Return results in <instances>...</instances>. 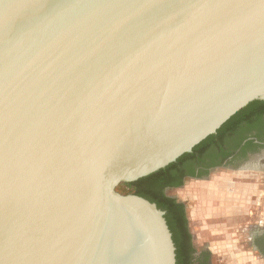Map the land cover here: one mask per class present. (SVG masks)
<instances>
[{"label": "water", "instance_id": "obj_1", "mask_svg": "<svg viewBox=\"0 0 264 264\" xmlns=\"http://www.w3.org/2000/svg\"><path fill=\"white\" fill-rule=\"evenodd\" d=\"M264 102V0H0V264H176L116 191Z\"/></svg>", "mask_w": 264, "mask_h": 264}, {"label": "flooded vegetation", "instance_id": "obj_2", "mask_svg": "<svg viewBox=\"0 0 264 264\" xmlns=\"http://www.w3.org/2000/svg\"><path fill=\"white\" fill-rule=\"evenodd\" d=\"M247 129L250 130V135L241 145H239L238 147H234V143L237 142L239 136L244 134ZM223 142V150L218 149V146H212L210 148L205 149L201 154V158L199 161L196 160L195 162H185L182 165V168H180L182 174L179 171L174 172L172 174V178L176 181L183 175V183L187 180H191L194 181L196 184L206 185L205 183H209L207 177L215 169H227L232 173H235L240 169H244V177L246 176V174H249V178L251 180L255 178V182L259 183L261 188L260 190L256 188L257 191H255V194L252 196L253 202L249 209L250 211L246 213L244 212V215L241 214L242 217H249L250 224H247L244 227L239 225L235 226L232 231L234 232L233 235L235 236V238H233L232 240H239V245L243 247L242 244H244V248L246 246L247 248H250V246H252L255 250V254L263 257L264 259V117L257 121L253 120V122L247 125L241 123L240 126L237 128L235 134L230 138H226ZM253 186H251V184L249 185V183L245 184L244 190L246 192V197L247 195H249L248 192H253L250 190V188H253ZM208 187L203 188L202 195L208 196L211 195L210 193L214 191L213 195L216 196V198H214L215 200H212L211 202H215L218 204V202L221 201V203L227 205L225 207L226 209H231L233 207V201L227 199L226 194L222 192L221 189L209 190ZM231 188L234 189H231L233 192H236V187ZM173 189H176V187L167 186L164 188L163 193L170 198L176 199L178 203L183 204L187 228L190 232L188 220V207H190L191 205L184 201L177 200L176 196L170 195ZM226 209L224 210V217L230 211H226ZM233 210V212H235L236 210H238V208L235 206ZM213 211L219 212L218 210ZM216 215L217 214L215 213V217L218 218V216ZM251 232H255L252 237L250 236L252 235ZM193 239L194 238L192 237V240ZM198 251L208 250L200 249ZM208 252L211 255V264H214L213 256L210 251Z\"/></svg>", "mask_w": 264, "mask_h": 264}, {"label": "trees", "instance_id": "obj_3", "mask_svg": "<svg viewBox=\"0 0 264 264\" xmlns=\"http://www.w3.org/2000/svg\"><path fill=\"white\" fill-rule=\"evenodd\" d=\"M262 117H264V102H251L226 121L214 135L207 137L196 145L191 153L184 154L176 162L147 177L117 187L116 191L118 193L139 196L155 204L159 210L165 213L164 219L175 247L176 264H211V255L208 251H198L194 247L191 232L187 228L183 204L163 193L164 188L167 186L177 188L183 185V175L175 181L172 174L177 171L182 174L180 171L182 165L185 162L199 161L201 154L207 148L218 146V149L223 150V141L233 136L241 123L247 125L253 120H260ZM249 133L250 130L247 129L244 134L239 136L237 142L234 143V147L241 145L250 135Z\"/></svg>", "mask_w": 264, "mask_h": 264}, {"label": "rangeland", "instance_id": "obj_4", "mask_svg": "<svg viewBox=\"0 0 264 264\" xmlns=\"http://www.w3.org/2000/svg\"><path fill=\"white\" fill-rule=\"evenodd\" d=\"M256 174V173H254ZM249 174H246V176L244 177V169H240L239 171H236L235 173H232L231 171L227 170V169H215L214 171H212L209 176L207 177L208 182L206 183V185L204 184H196L194 181L191 180H187L183 183V185L180 188H176L173 189L170 193V195L176 196L177 194H181L184 191H187L191 194L192 197V202H189L188 204L191 205L190 207H188V220H189V227H190V232L192 235V231H193V227L195 225V223H198V216H200V212L198 211V207L201 206V203L204 202V195L203 194V188L204 187H208V189H221L222 192H224L226 194V198L229 199L230 201H233V207L231 209L227 208L226 211H229V213H227V215L225 217H221L222 219V223L219 222L217 219V217H215V212H213V210L211 209V211L205 213L206 215H201V225L202 227H210V228H217V227H223V229L225 230L223 232V234H221L222 236H220L219 240H216L218 242L221 243L222 248L226 249L228 251H230V249H233L235 246L232 245V239L235 238V236L233 235L234 232L233 228L235 226H245L247 224H250V219L249 217H242V215H244V212H248L250 211V207L252 205V196L255 194V191L260 190V185L259 183L255 182L256 179L253 178L252 180L249 178ZM225 181V182H224ZM224 183V185H223ZM226 183V184H225ZM251 184V186H253V188H250L251 191L253 192H248L249 195H247L246 197V192L244 190V186L245 184ZM231 187H236V192H233ZM257 188V189H256ZM232 189V190H231ZM256 189V190H255ZM190 190H192V192H190ZM252 193V194H251ZM211 194V193H210ZM212 199H210V196H207L210 199V202L212 200H215L214 198H216V196L211 194ZM177 198V197H176ZM178 200V198H177ZM212 203V202H211ZM237 207L238 210H236L235 212H233L234 207ZM238 216V217H237ZM209 218V219H205V218ZM217 218V219H216ZM222 225H219V224ZM214 231V230H213ZM213 234V233H212ZM220 235V234H218ZM193 237V235H192ZM231 239V240H230ZM242 241V240H241ZM192 243L194 245V247L196 248V250H200V246L196 245L194 239L192 240ZM224 243V244H222ZM243 248H244V244H242ZM247 247V246H246ZM226 253L222 254V258H220V260H216L215 264H230L231 261L228 259L229 256L225 255ZM212 260V259H211ZM214 262V260H213ZM213 264V263H212Z\"/></svg>", "mask_w": 264, "mask_h": 264}, {"label": "crops", "instance_id": "obj_5", "mask_svg": "<svg viewBox=\"0 0 264 264\" xmlns=\"http://www.w3.org/2000/svg\"><path fill=\"white\" fill-rule=\"evenodd\" d=\"M206 184V183H205ZM191 192V190H190ZM209 192V191H207ZM214 191L211 192L213 195ZM208 194V193H207ZM210 199H212L211 195ZM176 197L178 198L179 201H184L186 203H189L192 201L191 194L187 191L182 192L180 195L177 194ZM210 199L205 196L204 197V202L201 203V206L198 207V211L200 212V216H198V223H195L194 229L192 231L193 233V238L196 243V245L200 246L201 249H207L208 251L211 252L214 260V264L216 260H220L222 258V254L226 253L225 255L229 256V260L231 261L230 264H264V259L263 257L255 254V250L252 246L250 248H243L239 245V240H232V245L235 247L233 249H230V251L224 248H222V245L220 242L216 241L220 239L221 234L225 231L223 227H217V228H210V227H202L201 225V215H206L208 211L210 212L212 210H218L219 212H215L218 216V221L222 223L221 217H224V210L226 209L225 207L227 206L226 204H223L220 202L215 203V202H210ZM217 204V205H216ZM218 206V207H217ZM215 215V214H214ZM205 218V217H204ZM208 219V218H205ZM219 225H222V224ZM214 230V231H213ZM213 233V234H212ZM253 234L255 232H251ZM220 234V235H218ZM224 244V243H222Z\"/></svg>", "mask_w": 264, "mask_h": 264}]
</instances>
